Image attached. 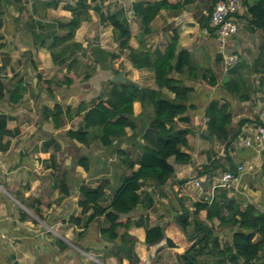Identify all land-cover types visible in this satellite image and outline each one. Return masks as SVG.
I'll list each match as a JSON object with an SVG mask.
<instances>
[{"label":"crops","instance_id":"crops-1","mask_svg":"<svg viewBox=\"0 0 264 264\" xmlns=\"http://www.w3.org/2000/svg\"><path fill=\"white\" fill-rule=\"evenodd\" d=\"M138 1L145 0H99L104 12L123 10L131 30L129 44L134 49L145 43L151 51L163 52L176 32L177 49L191 53L197 76L189 80L186 76L172 75L193 87L186 112L190 116L191 132L187 135L189 147L185 149L191 155V162L175 163L170 159L174 176L163 186L144 182L140 189L142 203L127 215L134 222L139 217H148L152 225L165 228L159 242L148 244L143 226L130 227L128 232L136 238L134 250L140 259L136 264H179L177 255L183 254L193 240L176 225L175 216L185 210L191 215L196 202L210 200L215 188L221 187L218 184L224 173L243 166L226 186L229 201L234 208L252 206L264 215V150L246 147L242 141L256 125H264V33L251 23L248 15V5L254 0H241L235 15L238 31L223 41L213 31L206 32L209 14L217 0H187L181 10H160L151 23V32L143 35L140 19L132 10L133 3ZM74 3L75 0H0L1 50L9 53L5 62L0 57V82L10 90L0 100V113L8 117L9 130L19 129L16 134L4 137L7 147L5 151L0 150V264H129L126 258L118 260L115 255L118 242L102 237L97 224L83 229L69 218L81 213L77 201L78 188L83 182L95 186L107 179L106 194L108 199L111 197L120 178L129 173L120 152L128 153L132 159L138 158L151 109L135 101L132 117L135 128H128L126 135L109 147L99 142L98 156L91 157L92 143L96 141L86 145L65 133L82 128V117H63L62 126L55 127L46 118L45 108L52 109L56 103L75 108L80 102L90 107L94 100L106 96L109 82L115 77L109 76L112 68L120 76L119 81L129 79L147 89H157V85L152 71L131 65L128 51L118 47L112 26L102 24L90 10L91 19L81 23L73 41L81 44L75 53L81 62L79 66L82 69L86 63L94 64L95 74L87 80L80 76L69 86H52L49 94L46 84L38 82L36 75L57 79L66 73V65L53 63L49 45L54 34H61L58 21L68 18L65 6ZM15 52L26 54L21 57L25 63L21 70L11 64ZM232 52L239 59L226 69L224 55ZM108 54H115L112 61L108 60ZM17 71H20L19 77ZM81 72L79 68L78 73ZM102 86L103 96L92 98V93L101 91L95 89ZM16 88L20 89L18 98L13 95ZM162 91L173 97L167 89ZM211 99L231 105L230 133L236 137L228 151L224 150L223 142L208 134L204 112ZM75 123L77 127L72 126ZM177 125L184 126L180 122ZM61 130L65 131L63 139ZM65 149L66 168L73 154L79 152L87 158L89 169L86 171L77 165L72 176L79 181L75 188L69 187L70 182L64 176L69 194L62 195L55 170ZM203 170L205 173L200 175L198 171ZM91 174L95 179L97 176L102 179L89 183ZM196 180L200 181L199 186H195ZM223 214L226 216L228 210L224 209ZM198 218L214 227L222 242L230 241L237 230L236 225L220 224L217 218L207 220L205 210L199 212ZM101 222L108 225L103 218ZM193 229L189 226L188 234L192 235Z\"/></svg>","mask_w":264,"mask_h":264},{"label":"trees","instance_id":"trees-1","mask_svg":"<svg viewBox=\"0 0 264 264\" xmlns=\"http://www.w3.org/2000/svg\"><path fill=\"white\" fill-rule=\"evenodd\" d=\"M187 2V0L175 3L168 0L138 1L133 3L132 10L140 19L142 34L147 35L151 32V23L160 10L178 11ZM65 10L69 12L68 18L58 21V28L62 33L52 36L49 49L53 63L57 66L66 65V73L57 79H46L39 73L36 75L38 82L46 84L45 89L49 94L52 93V86H69L80 76L83 79L89 78L88 72L78 73L81 62L75 53L81 48V44L73 41V38L81 23L91 19L90 10L97 14L102 24L112 26L118 47L121 51H128L127 57L131 65L135 68H146L154 74L157 89L140 88L129 79L119 82L110 81L106 96L94 100L90 107L80 102L75 108L61 106L58 103L52 109L45 108L46 118L51 119L55 127L62 126L63 117L81 116L83 127L68 130L66 135L86 145L96 139L105 147L111 146L114 140L124 137L128 128H135L132 120L135 101H139L143 108L148 106L151 109L142 136V151L138 158L132 159L128 153L120 152L129 173L120 178V184L111 197L108 199L106 194L109 186L107 179L101 180L95 186L83 182L78 188L80 197L77 201L81 213L69 218L73 224L83 229L97 224L102 237L118 242L115 253L118 260L126 258L129 264H136L140 259L134 250L136 238L128 232L130 227L133 224L143 226L146 232L145 242L148 244L159 242L164 237L165 229L163 225H152L148 217H139L134 222L127 216L143 201L140 194L141 186L146 181L153 182L157 186L165 185L175 173L170 159L175 163L191 162V155L185 149L189 147L187 135L191 132L190 116L186 112L193 87L186 84L184 79L172 76L175 73L186 76L189 80L197 77L192 65L191 53L186 49L178 51L176 32L173 33L163 52L151 51L145 43L138 48H132L129 44L131 30L123 10L104 12L99 0H75L73 5H66ZM248 15L251 23L264 33V0H254L249 4ZM114 57L115 54H108V60ZM88 65L86 64V67L93 68ZM163 89L172 92L173 97L166 96ZM13 92L17 98L21 95L19 88ZM8 93L10 90L1 81L0 100ZM204 116L207 118L209 136L223 142L224 150L228 151L236 137L235 134L230 133L231 105L227 101L211 99L206 105ZM7 119L5 114L0 113L1 151H5L7 147L4 137L16 134L19 130H9ZM178 122L184 126H178ZM77 164L88 171L86 157H80ZM205 171L198 173L201 175ZM58 177L60 193L69 194L64 177L62 175ZM231 204L227 187L215 188L211 200L196 202L191 215L185 210L175 216L176 225L193 240L183 254L177 255L179 264H264V215L252 206L234 208ZM224 209L228 210L226 216L223 214ZM201 210L206 211L207 220L217 218L220 224L237 226L230 241L221 243L215 228L198 218ZM101 218L108 223L107 226L102 225ZM189 226L194 227L192 235L188 234ZM167 242L173 245L171 240L167 239Z\"/></svg>","mask_w":264,"mask_h":264},{"label":"built area","instance_id":"built-area-1","mask_svg":"<svg viewBox=\"0 0 264 264\" xmlns=\"http://www.w3.org/2000/svg\"><path fill=\"white\" fill-rule=\"evenodd\" d=\"M241 7V0H217L209 14V26L206 32L213 31L222 41L234 35L238 31V24L235 18L236 13ZM239 56L232 52L224 55V67H233L238 61ZM243 145L264 150V125L258 124L246 136L243 137ZM243 166L240 165L236 171H228L223 174L218 186L226 187L229 182L236 177V173L241 172ZM200 181L196 180L195 186H199Z\"/></svg>","mask_w":264,"mask_h":264},{"label":"rangeland","instance_id":"rangeland-1","mask_svg":"<svg viewBox=\"0 0 264 264\" xmlns=\"http://www.w3.org/2000/svg\"><path fill=\"white\" fill-rule=\"evenodd\" d=\"M6 34H7V32H5ZM61 33H62V31H61ZM4 36V35H3ZM9 36V35H8ZM2 44L3 43H0V57H1V60H3L4 62L6 61V60H4V59H6L5 57L9 54V53H7L6 51H4V50H1V48L3 47L2 46ZM9 51H11V50H9ZM15 54L16 55H14L15 57H14V59L12 60V62H11V64H12V66H14V67H17V68H19L18 70H21V68H23L24 67V65H25V63H22V59L23 58H21V57H24V56H26V54H20V52L19 53H17V52H15ZM114 59V58H113ZM111 61H112V59H111ZM87 62V61H86ZM87 64V63H86ZM86 64H85V66L83 67L82 66V69H81V67L79 66V68H80V71H83L82 73H84V72H88L89 73V77H91L92 75H94L95 74V65L94 64H91V66L92 67H94V68H91V67H86ZM88 66H90V65H88ZM79 70V69H78ZM112 70V74L110 73L109 74V76H111V78L112 77H114V76H116V73H115V71H114V68H112L111 69ZM16 76L17 77H19V74H20V71H17L16 72ZM87 79H89V78H87ZM86 79V80H87ZM99 80H101V79H99ZM95 90H98V91H100V93L99 94H93L92 93V98H95V97H98V96H103V93H104V87L102 86V88H100V89H95ZM94 91V90H93ZM72 126H76L77 127V123H75V124H73ZM64 132L65 131H63V130H61V139H63L62 137H64L63 135H64ZM66 133V132H65ZM62 141V140H61ZM93 141V140H92ZM94 141H96V142H94V143H92V148H91V151H92V156L91 157H95V156H98V153H99V147H97L98 145H100V143H99V141L98 140H96V139H94ZM212 146H214L213 145V143L211 144ZM66 151V149L64 150V151H62L61 153H60V156H61V159H60V162H59V167H58V169L57 170H55V173H58L59 175H62L63 177L64 176H66V178H68V180H69V182H70V186L69 187H73V188H75V187H78V182L79 181H77L76 180V177H72V176H75V172H76V167H77V161L79 160V158L80 157H83V154H80L79 152H75L74 154H73V159H70V161L67 163V167L68 168H66V166L64 165L65 164V162H66V158L65 157H63V156H65V155H63V152H65ZM71 153H73V152H71ZM95 154V155H94ZM94 155V156H93ZM63 158H65V160L63 159ZM54 165H56L57 166V163H54ZM99 167V165L97 164V168ZM128 169V168H127ZM68 171V172H67ZM113 174H115L114 172H113ZM93 176V174H91V176L90 177H88L89 178V180H88V182L89 183H93V181H99V180H101L102 179V177H98L97 176V178L95 179V178H93L92 177ZM115 181L114 182H116V177L115 178H113ZM103 180V179H102ZM211 200V199H210ZM210 200H208V201H210ZM228 236V235H227ZM232 237V236H231ZM222 241H224L223 239H221ZM221 241V242H222ZM223 243V242H222Z\"/></svg>","mask_w":264,"mask_h":264},{"label":"water","instance_id":"water-1","mask_svg":"<svg viewBox=\"0 0 264 264\" xmlns=\"http://www.w3.org/2000/svg\"><path fill=\"white\" fill-rule=\"evenodd\" d=\"M119 78H120V76L116 75L114 78H112V82H118Z\"/></svg>","mask_w":264,"mask_h":264}]
</instances>
